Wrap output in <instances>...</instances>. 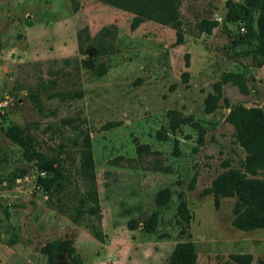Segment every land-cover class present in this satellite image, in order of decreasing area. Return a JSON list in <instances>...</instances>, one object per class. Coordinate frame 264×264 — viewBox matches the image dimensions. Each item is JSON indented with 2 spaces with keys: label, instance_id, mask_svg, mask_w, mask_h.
Returning a JSON list of instances; mask_svg holds the SVG:
<instances>
[{
  "label": "rangeland",
  "instance_id": "374dc122",
  "mask_svg": "<svg viewBox=\"0 0 264 264\" xmlns=\"http://www.w3.org/2000/svg\"><path fill=\"white\" fill-rule=\"evenodd\" d=\"M181 11L185 40L177 44L172 27L147 20L132 29L130 12L100 0H0V264H48L42 248L58 238L75 248L73 258L59 254L58 264H175L174 247L184 240L195 243L197 264H235L230 255L239 252L264 264V228H236L237 198L216 206L207 192L226 161L239 167L246 156L226 117L238 103L264 107V65L235 58L252 44L235 47L232 36L250 26L226 22L227 0H183ZM202 19L219 26L203 33ZM228 71L250 77V94L226 83L220 107L206 112V96ZM171 110L183 120L177 132L170 129ZM14 124L59 158L61 192L36 187L38 167L6 135ZM83 130L93 141L101 218L84 211L76 220L85 191ZM25 168L22 178L8 180ZM164 187L172 200L159 206L156 194ZM182 198L193 212L187 234L176 220ZM155 211L154 232L130 228L132 219Z\"/></svg>",
  "mask_w": 264,
  "mask_h": 264
},
{
  "label": "trees",
  "instance_id": "16d2710c",
  "mask_svg": "<svg viewBox=\"0 0 264 264\" xmlns=\"http://www.w3.org/2000/svg\"><path fill=\"white\" fill-rule=\"evenodd\" d=\"M121 10L133 13L135 16L131 23V28L136 29L143 22L151 20L162 25L172 27L176 31L177 44H182L185 40L184 23L182 19L181 5L183 0H100ZM229 11L226 15V22L248 21L249 31L245 35L232 36L231 41L234 46L241 43L252 44L251 48L243 51H235V58L240 56L250 58L255 67L264 65V0H243L234 2L227 0ZM256 24L254 26V24ZM219 26L216 19H202L198 23L201 32L211 34ZM227 30L226 23L224 24ZM256 30L257 38L252 39V31ZM81 46V45H80ZM83 50V47H80ZM186 66H190L189 54L186 56ZM99 72L107 70L104 64L98 66ZM189 71H185L183 76L187 79ZM250 77L243 72L228 71L222 74L221 79L213 84V91L205 98V110L208 113L215 112L221 104L224 95V85L231 83L237 85L242 93L250 94ZM82 95V92L79 93ZM230 110L226 120L234 126L235 140L245 150L246 156L239 167H235L230 161L224 164L225 170L220 172L212 181L207 192L212 193L216 206L220 205L221 199L226 197H236L234 205L233 225L245 231H252L264 228V107L246 106L245 104H235L229 106ZM170 129L177 132L183 120L176 110H171ZM162 139H167L168 132L160 130L158 132ZM6 135L10 140L22 148V155L26 162L36 165L40 170L48 172L47 176L38 175L36 187L42 189L47 195L53 192H61L64 171L58 157L48 156L37 147L36 139L26 133L23 128L14 124L6 129ZM80 142V167L79 172L85 186L84 194L79 197L77 215L74 219L85 211L90 215H97L101 218L99 191L97 185V175L95 171V158L93 151V141L91 135L82 131ZM204 141L203 134L199 137V142ZM144 149L149 147L143 146ZM28 169H20L19 173H13L14 181L17 177L22 178ZM194 186V184H192ZM156 203L159 206L168 205L172 200V189L164 187L156 194ZM160 214L158 211L139 221L132 219L129 222L131 229H136L142 224L147 232H154L159 224ZM193 219V212L185 198H182L177 207V223L181 225V233L187 234ZM94 234L102 238L103 233L92 225ZM42 252L47 256L48 264H58L59 254L66 253L70 258L74 257L75 248L73 241L69 238L55 239L46 243ZM230 258L235 264H255L252 253H233ZM175 264H197L198 252L196 245L191 240L178 242L173 250Z\"/></svg>",
  "mask_w": 264,
  "mask_h": 264
},
{
  "label": "built area",
  "instance_id": "2783aa9c",
  "mask_svg": "<svg viewBox=\"0 0 264 264\" xmlns=\"http://www.w3.org/2000/svg\"><path fill=\"white\" fill-rule=\"evenodd\" d=\"M239 23L241 24L242 21H239ZM242 29L245 30V26H242ZM7 104H8V101H6L5 103H2L1 106L5 107ZM39 175L40 176H47L48 175V172L47 171H44V170H40L39 171Z\"/></svg>",
  "mask_w": 264,
  "mask_h": 264
},
{
  "label": "crops",
  "instance_id": "0c3cea01",
  "mask_svg": "<svg viewBox=\"0 0 264 264\" xmlns=\"http://www.w3.org/2000/svg\"><path fill=\"white\" fill-rule=\"evenodd\" d=\"M130 14H131V16H135L133 13H131L130 12ZM134 18V17H133ZM152 22H154V21H152ZM155 24H158V25H161V26H163L162 24H160V23H157V22H155Z\"/></svg>",
  "mask_w": 264,
  "mask_h": 264
}]
</instances>
